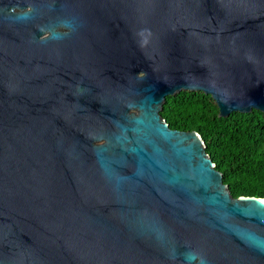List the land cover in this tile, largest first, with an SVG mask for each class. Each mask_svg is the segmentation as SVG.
I'll list each match as a JSON object with an SVG mask.
<instances>
[{"label":"water","instance_id":"obj_1","mask_svg":"<svg viewBox=\"0 0 264 264\" xmlns=\"http://www.w3.org/2000/svg\"><path fill=\"white\" fill-rule=\"evenodd\" d=\"M183 90L264 113V0H0V264H264Z\"/></svg>","mask_w":264,"mask_h":264},{"label":"trees","instance_id":"obj_2","mask_svg":"<svg viewBox=\"0 0 264 264\" xmlns=\"http://www.w3.org/2000/svg\"><path fill=\"white\" fill-rule=\"evenodd\" d=\"M219 114L211 95L190 90L168 96L161 111L171 128L201 134L233 197H264V113Z\"/></svg>","mask_w":264,"mask_h":264}]
</instances>
